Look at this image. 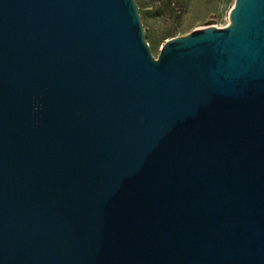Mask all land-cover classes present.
Masks as SVG:
<instances>
[{"label":"water","instance_id":"95a60500","mask_svg":"<svg viewBox=\"0 0 264 264\" xmlns=\"http://www.w3.org/2000/svg\"><path fill=\"white\" fill-rule=\"evenodd\" d=\"M0 264H264V0H0Z\"/></svg>","mask_w":264,"mask_h":264},{"label":"rangeland","instance_id":"374dc122","mask_svg":"<svg viewBox=\"0 0 264 264\" xmlns=\"http://www.w3.org/2000/svg\"><path fill=\"white\" fill-rule=\"evenodd\" d=\"M235 0H136L155 56L170 39L207 27L229 24Z\"/></svg>","mask_w":264,"mask_h":264}]
</instances>
